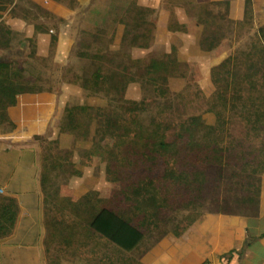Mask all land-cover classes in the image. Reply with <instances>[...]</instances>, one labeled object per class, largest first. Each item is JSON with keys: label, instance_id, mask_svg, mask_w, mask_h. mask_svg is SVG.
<instances>
[{"label": "rangeland", "instance_id": "rangeland-1", "mask_svg": "<svg viewBox=\"0 0 264 264\" xmlns=\"http://www.w3.org/2000/svg\"><path fill=\"white\" fill-rule=\"evenodd\" d=\"M177 2L167 0L172 6ZM135 4L136 0H92L91 7L82 8L78 0H63L55 14L50 6H40L31 0H0V27L6 25L11 30V34L5 37L0 34V63L10 64L16 84L49 94L55 99L46 129L15 146L26 149L39 147L41 150L45 195L43 216L49 256L46 264L84 263L79 260V251L65 246L62 237L68 221L81 220L71 209L70 203H76L74 198L96 192L110 202L126 192L128 179L136 184L140 179L147 178L146 174L139 179L128 176L136 169L132 166L126 168L127 147L104 138L102 130H97L93 117L96 111L99 116H105L113 102V106L117 107L119 96L109 90H95L93 82L98 71L121 73L129 68L127 82L130 83L138 77V66L132 59L149 63L151 59L165 58L164 46H154L153 42L146 50L131 48L129 42L122 43L124 26L120 21L126 18L128 10ZM211 9L215 12L220 10ZM156 17L151 14L148 21L154 23ZM127 20L130 21L129 17ZM222 24L223 37L218 53L225 54L223 62L230 60L225 70L229 72L218 71L216 67L220 63L210 70L206 81L203 69L188 64L182 68L188 78L170 79V96L163 99L156 96L151 84L132 83L126 92V99L144 102V111L132 116L129 121L134 133L143 126L142 130L149 134L159 131V128L165 129L173 122L170 126L177 129L167 132L168 141L172 142L175 141L173 136L181 132L178 129L180 123L193 117L202 118L207 127L213 129L203 127L195 130L191 148L188 147L190 139L187 135L177 142L183 156H187L183 164L202 165L196 157L201 158V152H206L204 145L210 138L205 139V135L213 134L211 138H217L223 153L222 158L212 159L211 165L223 161L224 165L237 171L254 173L262 181L263 192L264 42L253 25L236 30L235 26ZM148 29L153 31L152 27ZM87 81L90 82L88 85ZM83 106L92 109L89 113H78L80 128L85 136L76 138L71 133L61 132L67 108ZM118 117L127 116L118 114ZM16 130L17 127L6 135ZM158 161L155 164L157 167L150 173L153 179L161 181L158 176L164 169L162 160ZM206 170L210 177L212 170ZM2 194L8 197L0 191V196ZM211 211L209 195H205L203 200L197 195L179 200L178 204L164 209L157 219L158 224L151 227L142 249L134 253L121 252V260H125L126 264H137L143 252L162 236L183 230L191 221L201 219ZM52 218L60 221L61 226L49 223ZM14 232L1 240L11 238ZM50 233L54 236L51 237ZM74 244L78 248L82 242Z\"/></svg>", "mask_w": 264, "mask_h": 264}, {"label": "trees", "instance_id": "trees-1", "mask_svg": "<svg viewBox=\"0 0 264 264\" xmlns=\"http://www.w3.org/2000/svg\"><path fill=\"white\" fill-rule=\"evenodd\" d=\"M54 1L63 2V0ZM211 5L214 8L225 7L226 12L222 15H215L214 9L204 7L202 12L199 11L195 14L200 20V25L203 26L200 41L201 48L208 52H212L221 46L223 37L221 31L224 26L222 23L227 22V25H235L234 22L228 20V3ZM188 12L190 13V11ZM151 14H155V11L139 7L136 4L128 10L126 18L124 17L120 21V24L124 26L122 30V43L124 45L129 42L131 48L145 50L151 47L156 29V20L154 23L148 21V16ZM251 14V0H246L245 19L250 17ZM128 17L130 21L127 20ZM148 27H152L153 31L149 30ZM169 29L171 31H185L187 26L179 25L173 16ZM10 31L6 25L0 27V34L3 37L11 34ZM259 34L264 42V27L259 28ZM54 41L56 42L57 39L55 38ZM164 57V60L151 59L149 63L141 59H132L134 65L138 66V77H135L130 83L127 82L129 68L121 73L98 71L95 74L93 82L95 90L99 88L119 94L116 102L117 107L113 106V102L105 116L101 117L97 114V111H94L93 117L97 122V130L101 129L104 138H109L116 145L120 143L127 147L125 151L126 168L132 166L136 169L132 172V175L128 174L130 178L136 177L139 179L141 175L145 177V174L147 178L140 179L141 181L136 184L128 179L126 192L119 194L116 200L113 199L110 202L101 198L98 193L90 192L78 202L70 203L72 211L81 220H70L64 227L65 232L62 237L65 246L80 243L81 236L87 234L88 239L91 238V235L98 236L114 244L122 252L134 253L142 249L151 227L158 224L157 219L162 216L164 209H167L170 205L178 204L181 199H190L196 195L201 200L204 199L205 195H209L212 210L210 214L213 215L253 219L261 216V179L250 171L240 172L232 166L224 165L223 161L211 165V160L222 158L223 153V148H220V142L217 138H211L213 134L205 135V139L210 138L207 145H204L206 152H201V158L196 157L202 165L197 167L196 164L191 166L188 162L183 164L186 162L185 158L187 156H183L179 146L180 143L178 145L177 142L182 141L187 135L190 139H188V147L191 148V143L194 141L193 132L199 128H208L202 118L193 117L180 123L178 129L183 134L181 135V132L180 134L174 133V135L176 134L173 136L175 141L172 142L168 141L167 132L170 129H177L170 126L173 122L167 124L168 126L165 129L159 128L160 132L155 131L149 134L143 131V126H141L140 130L134 133L129 119L144 111L142 109L144 102L126 99V92L130 84L137 82L151 84L155 88L156 96L163 99L170 96L168 89L170 79L176 77L188 78L186 72L182 70L188 64L179 61L176 49L173 48L171 53L165 54ZM229 62V59L225 60L216 69L225 71ZM11 70L10 64L0 63V130L3 133L12 132L16 129V125L9 117V109L17 105V98L20 95L42 93L28 86L16 84L13 81L14 74ZM225 72L228 73L229 70ZM89 83L87 81V85ZM87 85H84V87L87 88ZM120 95H122L121 100ZM91 110L86 106L67 108L65 123L62 125L61 132L71 133L76 138L85 136L84 131L82 132L80 128L78 113H89ZM118 114H125L127 117L119 119ZM212 129V127L208 128V130ZM158 160H162L164 169L163 173L161 172L162 175L158 176L161 181H156L151 177V173L157 167L155 164L159 162ZM206 168L212 170L210 177ZM19 213L20 208L15 198L0 196V240L9 237L14 232ZM53 219L49 223H53L52 225L55 227L57 225L61 226L60 221ZM201 219L197 218L191 221L183 230L171 235L181 237ZM50 236L54 235L51 234ZM167 236H162L152 247ZM250 243L249 238L242 251L233 250L223 258H231L234 254L241 256ZM152 247L144 251L142 257Z\"/></svg>", "mask_w": 264, "mask_h": 264}, {"label": "crops", "instance_id": "crops-1", "mask_svg": "<svg viewBox=\"0 0 264 264\" xmlns=\"http://www.w3.org/2000/svg\"><path fill=\"white\" fill-rule=\"evenodd\" d=\"M31 1L40 6H50L55 14L60 7V3L54 0ZM78 1L82 8L91 7L92 0ZM177 1L179 3L172 6L167 0H136V5L156 12L153 45L164 46V54L176 49L179 61L199 66L206 81L210 70L223 62L225 54L218 53L219 49L208 52L201 48L203 26L195 14L202 12L204 7L214 8L211 4L228 3V20L235 23L236 30L253 25L259 32V28L264 27V0H251L252 14L247 19L246 0ZM216 9L220 10L214 11L215 15L226 12L225 7ZM173 16L179 25L187 26L185 31L169 29ZM54 104L55 99L46 93L20 95L17 105L9 109V117L17 130L10 135L0 130V191L15 198L20 207L13 236L0 240V264H46L45 260H49L43 216L45 195L41 150L39 147L26 149L15 146L46 129ZM86 195L74 198V202ZM263 235L264 191L259 218L207 214L181 237L168 235L162 239L137 264H264ZM249 238L251 243L241 256L234 254L231 258H223L233 250L242 251ZM81 242L78 248H72L79 251V260L83 264H126L120 258L122 251L105 239L92 235L88 239L84 234Z\"/></svg>", "mask_w": 264, "mask_h": 264}]
</instances>
